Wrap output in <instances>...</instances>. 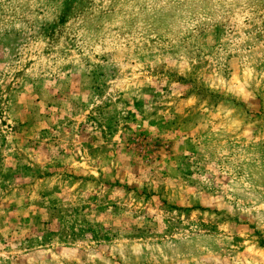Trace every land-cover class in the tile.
Segmentation results:
<instances>
[{
    "label": "rangeland",
    "instance_id": "374dc122",
    "mask_svg": "<svg viewBox=\"0 0 264 264\" xmlns=\"http://www.w3.org/2000/svg\"><path fill=\"white\" fill-rule=\"evenodd\" d=\"M0 264H264V0H0Z\"/></svg>",
    "mask_w": 264,
    "mask_h": 264
}]
</instances>
